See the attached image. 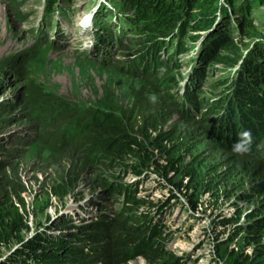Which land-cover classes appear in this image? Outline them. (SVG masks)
I'll use <instances>...</instances> for the list:
<instances>
[{"label":"rangeland","instance_id":"374dc122","mask_svg":"<svg viewBox=\"0 0 264 264\" xmlns=\"http://www.w3.org/2000/svg\"><path fill=\"white\" fill-rule=\"evenodd\" d=\"M117 1L115 5L112 1L110 4L119 8L125 2ZM165 1L168 3L170 0ZM173 1L179 6L183 4L179 0ZM44 3V0H0V178L18 179L26 189L21 195L26 227L0 244V264H34L35 261L43 264V258L49 261L48 264H60L63 251L69 247L76 249L81 245L85 250L90 246V237L100 226L99 222L116 213L121 206V194L114 195L116 200L113 195H106V190L112 187L110 183L132 182L135 179V176H125L121 172L117 158L98 157L85 162L82 154L74 149L52 151L46 143L41 142L42 128L25 102L24 90L33 82L46 93L82 107L100 102L109 83L116 96H127L131 90L144 86L145 76L141 70L142 67L149 69L148 63H151L140 56L131 57L132 54L140 53L144 47H154L155 41L167 39L177 28H180L179 38L184 49L177 55L181 65L169 70L168 95H165V84L162 88H155V92L169 98L172 119L181 130H191L201 123L209 125L202 130V135L200 132L197 136L200 146L189 151L185 159L190 161L193 156L201 154V161L207 160L215 165L217 168L213 169L212 176L217 177L212 180L216 188L207 191L186 185V180L180 178L181 172L171 171L169 179H166L156 170H148L147 176L137 183L136 195L143 201H166L169 204L159 212L147 213L145 237L158 239L159 264H264V190L255 188L264 175V167L253 162V157L259 152H254L253 148L260 144L261 136L258 140L253 138L251 152L244 155L245 160L232 152V145L237 141L235 139L232 145L231 142L228 145V150L224 147H217V152L216 149L206 150L211 138L210 129L220 119L217 115L231 117L224 111V101L219 98L231 88L230 82L234 79L232 68L238 62L241 50L260 33L263 35L264 26L261 31L258 9L255 7L253 10V27L243 28L242 33L215 45L214 50L219 58L211 55L205 60L200 57L198 64L197 60L194 61L192 70L195 67L197 70L191 77L188 73L194 50L189 52V39L197 32L194 26L197 20L204 28L213 5L208 8L204 2H199L195 9L186 14L184 10L176 8L180 19H175L171 24L173 27L166 33H137L136 29H130L126 32L125 44L122 41L112 49V44L105 41L97 50L93 43L95 34L90 28L80 25L82 16L92 10L95 0H57L54 7L58 9L60 4L58 12L63 16L57 10H51L52 7L46 8ZM175 3L171 2L170 5L177 7ZM108 12L103 17L110 24L114 22L111 19L115 15L112 10ZM126 12L131 27H135L134 8H127ZM188 13L189 17L181 23ZM220 15H224L220 22L225 27L230 13L225 10ZM221 24H214L208 34H218ZM236 29L232 27L224 33L232 34ZM215 39L210 44L209 38L202 42L203 47L207 46L204 53L213 49L211 45ZM124 46L127 48L123 49ZM158 57L162 62L166 55L160 54ZM106 58V61L100 62ZM263 63L255 59L248 71L239 68L237 71L245 74L241 85L251 83L252 79L261 84L263 80L260 79L258 64ZM135 66L139 71H135ZM21 69L26 70L24 80L13 84V80L20 76ZM186 72L187 82L180 86ZM220 78L224 80L218 83ZM247 78L251 79L248 81ZM148 87L144 90L154 91ZM252 87H249V91ZM183 93V114L187 115L184 118L178 115L177 107L174 109L175 104H181ZM212 98L217 100L212 102ZM211 103L216 106L209 110ZM256 108L254 113L259 114L262 109ZM242 114L236 112L233 116L238 128L241 131L255 130L258 127L257 119L250 116L242 119ZM16 134H20L21 138ZM155 155L153 163L162 164L163 156L160 153ZM177 168L180 171V165ZM255 172L259 176L252 178L251 174ZM232 183L234 186L230 189ZM55 185L64 187L59 196L52 194ZM144 210L145 206L139 212ZM48 222L50 224L44 226ZM255 222L263 224L257 232L254 231ZM153 228L155 232H151ZM58 242L64 245L61 251L55 250L60 246ZM20 243L23 244L17 247ZM125 264L150 263L136 255Z\"/></svg>","mask_w":264,"mask_h":264},{"label":"trees","instance_id":"16d2710c","mask_svg":"<svg viewBox=\"0 0 264 264\" xmlns=\"http://www.w3.org/2000/svg\"><path fill=\"white\" fill-rule=\"evenodd\" d=\"M130 1L133 3L137 15V33L156 32L157 34H164L173 27L171 24L175 19H180V14L176 11V8L184 10L186 14L187 11L195 9L199 2H204L209 8L216 0H189V2L188 0H179V2H183L182 6L177 5L173 0L168 3L165 0L159 2L157 0ZM56 2L57 0H52L51 5L54 6ZM171 2L175 3L177 7L171 6ZM47 5L50 6L49 3ZM121 8L126 11L127 6ZM15 13L17 16L19 15L16 10ZM189 15L188 13V15L183 16L180 22L182 23L184 18L186 19ZM199 21L197 20L194 25L195 30L198 32L204 29ZM226 26L223 28L224 32L229 29V22ZM176 31L179 35L180 28H177ZM121 33L124 35L125 31L122 30ZM229 35L225 33V35L215 39L214 44L211 45L213 49L206 50L201 59L205 60L207 56L210 57L211 55L215 59L219 58L214 47L217 43L228 40ZM151 36L153 35L149 37ZM158 42L155 41V43ZM124 48L127 47L124 46ZM179 49V52L184 51L183 45ZM146 53H151L150 47H147ZM80 56L82 57V55ZM260 58L258 61L262 62L263 57ZM100 62H104V60ZM168 63L164 61L155 67L148 63L149 69H144L145 73L141 70V74L145 76L144 86L131 90L129 96H116L112 84L109 83L105 86L104 95L101 96L100 102H95L88 107L58 99L56 96L43 91L33 82L24 90L25 102L30 107L33 118L42 128L41 142L46 143L52 151H59L63 148L74 149L77 153L82 154L85 162L94 161L98 157L113 160L117 158L116 163L119 165L121 172H124L125 176L129 174L137 178L132 182L110 183L112 187L106 190V195H113L114 198L115 194H121L120 208L109 218L99 222L100 226L90 237L91 244L85 250L80 245L76 249L69 247V249L63 251V259L60 264H125L136 255L145 258L150 264H159L157 263L159 258L158 239L145 237L146 222L144 221L147 219L148 212H159L168 202L143 201L136 195L137 183L147 176L148 170H156L162 178L166 179H169L168 174L171 171L181 172L180 178L186 180V185H191L193 188L199 187L207 191L216 188V184L212 180V178L217 177L212 176L213 169L217 168L215 165H211L210 161L207 162V160L201 161V154L193 156L190 161L185 159L186 155L189 156V151L200 146L201 142L198 141L197 136L200 132H202L200 134L202 135L204 133L202 130H205L209 125L201 123L195 125L191 130L183 131L177 123H174L171 103L169 98L165 96L168 95L167 90H169L167 82L170 79V65ZM136 67L135 71L137 72L139 69H136ZM21 72L25 73L26 70L21 69ZM244 75L243 73L240 74L239 80H237L239 85L235 86V91L229 99V106L224 109L231 117H223L224 114L217 115V118L220 119L210 129L211 138L210 142L206 144V150L216 149L217 152V147H224L228 150L230 142L232 145L233 140L238 139V134L241 131V128H238L237 124L234 123L235 117L233 116L236 115V112L238 114L244 113L242 119L250 116L258 121V127L253 131L251 130V133L255 140H258L260 136L262 140H260V144H256L253 148L254 152L259 150L257 155L253 157V162L260 167H264V96L257 100V92L260 91L257 84L247 82L246 85L240 86ZM164 84L166 88L165 95L156 94L155 88H162ZM251 86L253 87L249 91ZM146 87L152 88L154 91L144 90ZM152 94L157 97L155 103L149 99ZM221 100L226 104L224 98ZM201 101L203 100L201 99ZM184 105L185 96L184 104L181 102V104H175L174 106V109L177 107L176 111L182 118L186 115L183 114ZM215 106L216 104L211 103L208 109L212 110ZM257 106L262 109L259 114L254 113ZM228 114L226 116H229ZM243 125L245 124L243 123ZM228 133H230L229 137H227ZM16 136L18 137L20 134H16ZM196 138L197 141L192 143ZM22 140L23 138L20 139V141ZM181 152L184 153L177 157ZM157 153L163 156L164 162L162 164L153 163ZM238 157L246 159V156L238 155ZM177 165H180V171ZM251 176L255 178L259 175L255 172ZM188 179H190L189 182ZM233 186L232 183L230 189ZM63 188L61 185L53 186L52 194L59 196ZM255 188L264 190V175L261 181L255 185ZM25 192L26 189L20 180L4 178V176L0 178V244L12 239L20 230L26 227L22 214L23 202L21 196ZM106 206L110 205H104V207ZM143 206H145V210L141 213L139 209ZM254 225L255 232L263 227V224L257 222ZM155 231L154 228L151 230V232ZM58 243H60V246L55 250L61 251L64 249V245L61 242ZM42 261L43 264L49 262L46 258H43ZM34 264L40 263L35 261Z\"/></svg>","mask_w":264,"mask_h":264},{"label":"clouds","instance_id":"9594fccd","mask_svg":"<svg viewBox=\"0 0 264 264\" xmlns=\"http://www.w3.org/2000/svg\"><path fill=\"white\" fill-rule=\"evenodd\" d=\"M110 1H112L113 3H117V0H95V4L92 8V10L85 14L84 16H82V20H81V26L82 27H86V28H90V25H92L91 29H89L92 34H95V39L99 38L102 33H103V29L104 26H111V25H118L119 23L123 22L122 16L118 15L116 10H120L122 6H127V8L133 7V3L130 0H124L125 2L119 7H114L113 5L110 4ZM101 7V12L99 14L100 19L98 22L94 23V24H90V20L93 16V9L95 7ZM256 7V8H255ZM258 9V18H259V22L261 23V31H262V27L264 26V0H216L213 4V8L210 10L209 15L207 16V18L205 19L204 22V29L202 31H197L196 33L193 34V36L191 37L190 41V46L188 48H190L189 52L191 50H194V53L190 56V66H195L193 65V61L197 58L199 59L200 53L203 50V46H202V42L206 41L207 38H209V44L211 43L210 41H212L214 38H219L221 35H225L224 30H223V25L221 24L220 20L224 15H220L222 13H224L225 10H227L230 15V19H228L229 21V29H231L232 27H237V29L235 31L232 32V34H230L228 37L230 38L232 35H237L239 33H242V29L243 28H247L250 29L251 27H253L255 25V17L253 16V10ZM108 10H112L114 12L115 16H112L111 19L114 22L109 24V21L104 19V14L106 12H108ZM108 15V14H107ZM124 16L126 18L129 19V24L127 25V30L130 29H136L137 26V15L133 16V20L136 23V26L131 27V20L127 15V12L125 11ZM233 18V19H232ZM84 19H88L86 22L84 21ZM231 21V22H230ZM218 24L220 23L222 28L221 31L217 34L214 33V35L211 36V34H208V32L213 28L214 24ZM90 24V25H88ZM225 27H227L225 25ZM245 28V29H246ZM239 31V32H238ZM126 32L124 34V39L126 36ZM92 35V36H93ZM124 39L122 40L125 44V42H127V40L124 41ZM120 41H116L115 45H112V49L114 46L119 45L121 42ZM171 41V42H170ZM188 41V42H189ZM198 43V45H197ZM128 45V43H126V46ZM182 45L181 39L179 38V35L176 33H173L172 35H170L167 39L164 40H159L158 43L154 42V47L152 46H148L151 48V53H146V49L147 48H143V50L138 53V54H132L131 57H138L139 58H143L145 60H150L151 64L153 65V67H155L157 64H160L162 62H159V55L160 54H164L166 55L165 58V62H170V68H174V67H178L181 64H179V57H177V55L181 52H179V48ZM129 46V45H128ZM264 32L263 35L262 33H260L256 39L252 40V42L249 43V45L244 49L241 50L239 57H238V62L233 66L232 71L234 72L233 74V80H231V88L229 91L224 92L221 97L219 98V100L221 99H225L226 104L224 106V108L226 109L229 106V99L232 97V94L235 91V86L236 84V76L239 73V68L240 70L242 69H246L247 71L252 67V63H255V59H261L260 57L262 56V61H264ZM207 47V46H206ZM205 47V48H206ZM153 49V50H152ZM148 51V50H147ZM130 52V51H129ZM157 52V53H155ZM111 54H113V51L111 50ZM110 54V55H111ZM137 55V56H135ZM107 58L104 60L106 61ZM134 59L128 61L127 63H131ZM182 62V61H181ZM198 64V63H197ZM259 65V64H258ZM144 66V65H143ZM144 67H142V71H144ZM259 71V75L261 76V80L264 81V63L263 65H259L258 66ZM190 74V73H188ZM185 76H187V72L186 74L184 73V81L181 82L183 86V83L185 82ZM254 77V75H251ZM251 78H247V80L249 81ZM224 80V78H220V80H218L217 82H222ZM262 81L261 84L255 83V81L252 79V82L254 84H257L259 86V92H257V100H260L263 96H264V82ZM242 83H240L241 86ZM239 85V84H238ZM183 95V94H182ZM150 101L155 103L157 100V97L155 96V94H152L149 97ZM217 98H212L211 101L214 102L216 101ZM253 144V136L250 130H243L238 134V139L237 141L232 145V152L236 155L239 156H244L246 154H249L251 152V147ZM137 179V178H135ZM169 204V203H168ZM50 223V222H49ZM48 225V224H47ZM45 226V225H44Z\"/></svg>","mask_w":264,"mask_h":264},{"label":"bare ground","instance_id":"6f19581e","mask_svg":"<svg viewBox=\"0 0 264 264\" xmlns=\"http://www.w3.org/2000/svg\"><path fill=\"white\" fill-rule=\"evenodd\" d=\"M62 1V0H61ZM44 6L46 5V8H49V7H52L51 8V10H57V12L59 11V9H60V4H59V7H58V9H57V6L56 7H54V6H52L51 5V2H52V0H44ZM119 2V1H118ZM50 4V6H48L47 4ZM61 3V2H60ZM114 4V3H113ZM120 4V3H119ZM112 5V4H111ZM115 5V4H114ZM70 8H71V5H70ZM93 11H94V13H93V16H92V18H91V20H90V24H94V23H96V22H98L99 21V19H100V16H99V14H100V12H101V7L100 6H98V7H95L94 9H93ZM110 12V11H109ZM108 12V13H109ZM116 12H117V14L118 15H121L122 16V19H123V22H121V23H119L118 25H111V26H104V29H103V33H102V35L99 37V38H96V39H94V42L93 43H95L94 44V47H96V49L98 50V47H99V45L101 44V43H103V42H105V41H107L108 43H110V44H112V45H115V42L116 41H122L123 39H124V35L121 33V31L123 30V31H125L126 32V30H127V25H128V23H129V19L128 18H126L125 16H124V14H125V11H123V9L121 8L120 10H116ZM59 13V15H60V12H58ZM107 13V12H106ZM65 14H66V11H65ZM60 16H63V15H60ZM88 19H84V21L86 22ZM90 24H88V25H90ZM91 27H92V25H90V29H91ZM51 29H52V27H51ZM86 32V31H85ZM176 34H178V31H176L175 32ZM171 42V41H170ZM91 43V42H90ZM93 43H91L90 45L92 46L93 45ZM94 47H92V48H94ZM204 49H205V47L203 48V50L201 51V53H200V56H199V58L204 54ZM89 51V50H88ZM94 52H97V51H94ZM136 54V53H135ZM201 59V58H200ZM195 60H197V63H198V60L199 59H195ZM194 60V61H195ZM194 61H193V63L192 64H194ZM203 64V63H202ZM127 65H129V64H127ZM204 65V64H203ZM192 67L193 66H190V70H189V73L190 74H188L189 76H191L192 77V74L197 70V67H195L193 70H192ZM204 72V71H203ZM240 74H241V72H239L238 74H237V76H236V81L239 79V77H240ZM187 82V79H186V81H185V83ZM185 83H184V85H185ZM231 83V82H230ZM231 86V85H230ZM184 89V88H183ZM181 91H182V89H181ZM185 93V92H184ZM183 93V94H184ZM25 130H27V129H25ZM23 134H26V132H24ZM31 137H33V138H35V136L34 135H32Z\"/></svg>","mask_w":264,"mask_h":264},{"label":"water","instance_id":"95a60500","mask_svg":"<svg viewBox=\"0 0 264 264\" xmlns=\"http://www.w3.org/2000/svg\"><path fill=\"white\" fill-rule=\"evenodd\" d=\"M24 78H25V73H24V72H21V73H20V76H17V77L15 78V80H13V84H15V83H17V82H21L22 80H24ZM182 96H183V95H182ZM182 104H184V96H183ZM217 132H218V134H219V129H218V128H217ZM240 132H241V131H240ZM229 135H230V133L227 134V137H229ZM47 224H49V222L46 223L45 226H46ZM21 244H22V243H21ZM21 244H18L17 247H18L19 245H21Z\"/></svg>","mask_w":264,"mask_h":264}]
</instances>
